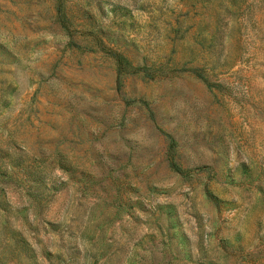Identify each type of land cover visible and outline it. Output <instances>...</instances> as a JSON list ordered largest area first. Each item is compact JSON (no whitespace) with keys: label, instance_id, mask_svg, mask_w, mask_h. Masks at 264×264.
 Instances as JSON below:
<instances>
[{"label":"rangeland","instance_id":"374dc122","mask_svg":"<svg viewBox=\"0 0 264 264\" xmlns=\"http://www.w3.org/2000/svg\"><path fill=\"white\" fill-rule=\"evenodd\" d=\"M71 1L0 0V264H264V0Z\"/></svg>","mask_w":264,"mask_h":264},{"label":"trees","instance_id":"16d2710c","mask_svg":"<svg viewBox=\"0 0 264 264\" xmlns=\"http://www.w3.org/2000/svg\"><path fill=\"white\" fill-rule=\"evenodd\" d=\"M80 8L79 4L71 0H54L55 15H57L56 20L65 31V34L69 37L71 44L85 47V42L82 43V37L85 39L89 38V40L98 37L99 40L92 45H96V47L101 46L102 38L100 30L94 25V22L86 16L82 15L78 17L75 15L80 11ZM109 51H111V56L115 60V71L117 76L127 72L128 66H126L127 59L125 58L124 51L119 48L118 50L110 48Z\"/></svg>","mask_w":264,"mask_h":264}]
</instances>
